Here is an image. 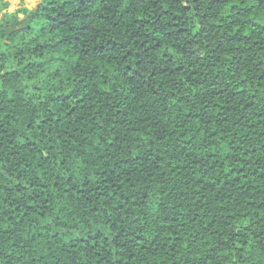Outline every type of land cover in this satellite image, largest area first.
I'll use <instances>...</instances> for the list:
<instances>
[{"label": "trees", "instance_id": "16d2710c", "mask_svg": "<svg viewBox=\"0 0 264 264\" xmlns=\"http://www.w3.org/2000/svg\"><path fill=\"white\" fill-rule=\"evenodd\" d=\"M24 16L0 15V264H264V0Z\"/></svg>", "mask_w": 264, "mask_h": 264}, {"label": "rangeland", "instance_id": "374dc122", "mask_svg": "<svg viewBox=\"0 0 264 264\" xmlns=\"http://www.w3.org/2000/svg\"><path fill=\"white\" fill-rule=\"evenodd\" d=\"M41 3V0H1V18L7 14H18L24 19V11L34 10Z\"/></svg>", "mask_w": 264, "mask_h": 264}]
</instances>
